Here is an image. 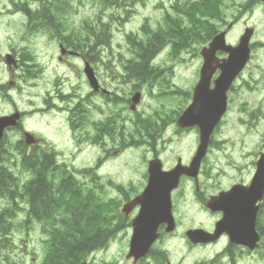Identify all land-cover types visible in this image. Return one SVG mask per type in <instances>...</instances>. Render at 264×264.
Here are the masks:
<instances>
[{
  "label": "rangeland",
  "instance_id": "1",
  "mask_svg": "<svg viewBox=\"0 0 264 264\" xmlns=\"http://www.w3.org/2000/svg\"><path fill=\"white\" fill-rule=\"evenodd\" d=\"M164 1H167L164 3L166 9L160 10V4ZM202 1L144 0L142 4L131 5L128 10L126 6L113 7L97 0H65L66 12L61 18L63 30L60 34L96 43L97 61L103 65L90 66L101 68V77L112 82V89L119 98L115 99L114 108H104L101 97L93 100L100 104V111L105 112L104 122L116 121L117 114L125 122L124 126L116 122L115 126L120 130L116 129L107 138H100L97 146L82 144L73 151L69 137L61 126V106L64 104L60 101L59 90H67L77 84L74 73L81 72V59L67 56L59 60L58 39L55 40L45 29H27V19L19 11L20 6L25 4L34 12L42 5H49L51 0H0V117L10 115L15 110L22 112L23 120L27 121L26 128L40 137L46 148L50 146L57 152L56 162H66L67 169L75 178L80 179L79 171L92 170L96 180L93 186H86L85 191L94 196V205L101 204V215L115 216L126 200L141 191L148 161L158 159L162 169L170 170L178 158L182 165H188L194 154L198 143L197 132H177L176 120L185 109L197 78L198 53L202 45L189 39L184 44L171 36L170 21L181 22L183 27H187L189 16L181 13L182 9L176 12L169 6L175 2L193 6ZM211 1L215 5L211 12L203 8H190L191 11L198 10L193 11V18L200 27L204 23H212L214 31L219 32L234 22L232 32L236 37L248 27L253 30L252 40L264 43V11L256 2ZM156 40L160 44L154 47L157 54L151 64L155 76L153 81L144 88H135L133 83H126L116 70L127 69L138 62V43L146 49L149 42ZM254 52L257 57H264V49H255ZM6 54H12L18 60L16 69L6 66ZM137 93L141 95V100L136 112L132 113L129 100ZM257 100L260 117L257 124L249 128L236 126L232 103V111L212 140L218 146L220 139L227 140L232 135L229 143L234 147H216L209 152L203 168L205 174L200 181L201 190L206 191L210 187L208 178H211V171L222 170L227 164L246 163L243 152L237 148L239 143L256 142L258 149L264 151V89L257 93ZM104 115L98 116L103 119ZM237 133L248 135L242 140ZM15 139L14 134H9L5 138V147L12 150ZM11 166L18 172L26 171L19 167V162H13ZM18 178L23 183L28 176L22 173ZM192 191V186L184 181L172 195L174 211L179 218L178 235L190 227L206 229L209 222L212 227L210 215L194 205ZM1 210L12 218V228L8 235L0 236V264H42L49 240L48 226L44 232L40 223L29 220L25 203L14 208L9 206L6 198L0 197ZM127 240L126 233L118 235L104 251L94 254L95 264H131L125 259ZM154 249L164 252L171 264H207L210 260L214 261L213 264L219 263V259L215 258L219 252L217 247L212 246L207 250L190 248L179 236L162 240ZM88 260L92 263V256ZM158 260V257L155 261L148 257L141 264H159ZM221 264H226L224 258ZM239 264H264V252H258L251 259L242 255Z\"/></svg>",
  "mask_w": 264,
  "mask_h": 264
},
{
  "label": "flooded vegetation",
  "instance_id": "2",
  "mask_svg": "<svg viewBox=\"0 0 264 264\" xmlns=\"http://www.w3.org/2000/svg\"><path fill=\"white\" fill-rule=\"evenodd\" d=\"M246 1L248 3L250 1L256 2V5L261 6L264 11V0ZM213 6L215 7L214 2L209 1L205 7L206 9L209 8V11L211 12V10H213ZM42 24L46 25L45 23ZM233 24L234 22L229 24L226 29H221L219 31L221 34L225 33V45H223L222 41L218 42V46L210 52L211 60L216 64L214 69L215 72H220L218 66L225 63L226 59L228 58V54L223 52L222 48L224 46L236 47L237 44L243 39L245 33L248 31V27H246L241 35L236 37L237 35L232 32ZM252 39L253 34L248 41V58L237 72L235 79L226 92L225 113L218 127L215 129V131H212L209 137L207 153L201 161L199 171L196 174V180L192 177L182 176L179 179L177 187V190H179L184 181L188 182L193 188L192 193L194 197V205H196L201 212L210 215L212 227L210 228L209 222L206 229L202 227L199 228L204 229V231H206L209 235H212L218 221H220L223 217H227L229 226H231V228H228L229 233L232 232V226L239 225L246 233V241L248 243L235 244L230 241L229 236L226 233H221L213 241L208 243L194 244L189 242L184 238V232L187 230L179 235L177 233L179 227V218L178 214L175 213L174 206L172 204L171 213L173 217V226L175 225V229L173 232L169 233L166 229L167 225L160 224L158 226V238L150 243L148 251V256L153 260H155L156 257H158L159 260L162 258V251L154 249L155 247L153 246L157 245L164 239L176 236H179L185 245L190 248H202L207 250L212 246L217 247L219 252L216 254L215 258L219 259L218 264H221L222 258L226 260V264H239V259L242 255L251 259L259 252V250L264 249V170L259 174L256 168V162L261 153H264V151L258 149V144L256 142L253 144L242 142L237 146L238 150L243 152V160L246 161L245 164H227L222 170L211 171V178H208V180H210V187L206 191L201 190L200 187V181L203 177V174H205L203 170L204 164L208 158L209 152L216 147L220 149L234 147V144L229 143V141L232 139V135H230L227 140L220 139V144L218 143V146L215 145V142L212 140L216 134V130H218V128L223 124L224 119L232 111V103H234L233 115L236 126L244 125L249 128L253 124L256 125L260 117L256 104L258 103L257 93L264 89V57H257V54L254 52V50L259 48L264 49V43L253 41ZM79 40L80 39H78V41ZM59 41V48L62 53V56L59 57V60H64L67 56H74L81 58L84 63H89L88 59L90 57L91 59L95 60L93 63L94 66L103 65V63H99L97 61L98 53L96 48L92 46L88 47L87 49L92 51V53L90 55H83L81 52L82 47L79 42L75 45H72L66 43L68 40L64 38H60ZM7 61L17 65V60L12 55L7 59ZM202 65L203 59L200 63V67H202ZM90 71L98 86V91L95 92L92 90L84 70L81 72L75 71L74 77L77 80V84L70 86L67 90H59L60 101L62 104H64V106H61V126L62 130L69 137V143L70 146H72L73 151L79 148L82 144L97 146L99 144L100 138H107L110 136V134L114 133L116 129L117 131L120 130V127L116 128L115 126L116 121L112 123L104 122L105 112L100 111V104L93 100L95 97H101L100 99L104 108H114L115 99L119 98L118 93L112 89V82L103 80L100 74V67L90 68ZM116 71L120 72L121 77L126 83H133L135 88H144L147 84V81L139 83L135 80H130L129 76L131 73L137 75V73L132 70L122 69ZM207 83H209V85H205V89L207 91H210V89L215 87L212 76L210 82ZM195 85L191 89L189 100H187V105L185 108L192 103L195 105L193 99V89ZM243 92L245 93L244 96L242 95ZM10 115L13 116L6 121V127L3 129L2 135L0 137V176L4 174L2 177H0V194L2 198L8 199V202L11 204H28L29 208L26 216L29 220H47L49 221L48 225H52L54 227L53 231L59 232V227L63 225L62 221L65 219L66 215L43 212L41 211V206L46 204H55L56 201L60 199L61 194L66 198L68 193L73 191L75 186L80 188L84 185L82 187L83 189H85V187L88 185L93 186L96 177L92 175L90 170H82L78 172L80 179L75 178L67 169L66 162L63 164H58L56 162V159L58 158L57 152L50 148V146L46 148V144L42 141V139L38 137L32 130H28L26 128L27 121L23 120L24 114L22 112L15 110V112ZM98 115H104L103 119H101ZM117 119L122 126L125 125V122H123L119 115H117ZM177 121L178 120H176L177 132L185 130H194L197 132L196 135L198 143L194 149L195 153L199 145L198 129L196 127L180 128L177 125ZM226 124H228V122H226ZM9 134H14L16 136L14 148L12 150H9L5 147V138ZM236 135L241 136V139L245 140L248 134L237 133ZM150 141H153V139ZM13 162H19V167L26 171L18 172L14 170L11 166ZM162 170L168 171L165 169ZM22 173H26L28 176V179L23 183H21L18 178V176ZM7 178H9V181H14L17 186H10V184L7 182ZM4 183L7 186L2 189V185ZM146 184L147 171L145 184L141 188V191L137 192L134 197L144 190ZM219 195H223L220 203H214L213 209H211V207L208 206V201L211 198L218 197ZM133 198L126 200V203L129 204ZM216 207H220V210H214ZM257 207L258 211L255 218ZM139 210L140 208L136 206V208L132 209L127 215L121 213L119 210V213L115 214V216H109L107 226L100 230V233L104 235L108 232V244L117 233L118 234L115 240L117 239L118 235L125 233L127 234L129 240L132 220ZM71 215L72 214L69 216ZM255 238L257 239L256 246ZM128 240L126 242L125 258L126 260L132 259L133 263L135 264L139 257L134 258L133 256H129L130 251L128 248ZM108 244L105 245L100 251H95L94 254L105 250ZM93 256V262H90V264H95V259ZM166 261L168 260L166 259L164 264ZM206 263L213 264L214 261L210 260ZM50 264H54V262H50ZM104 264L108 263L104 262Z\"/></svg>",
  "mask_w": 264,
  "mask_h": 264
},
{
  "label": "water",
  "instance_id": "3",
  "mask_svg": "<svg viewBox=\"0 0 264 264\" xmlns=\"http://www.w3.org/2000/svg\"><path fill=\"white\" fill-rule=\"evenodd\" d=\"M224 35L222 34L213 40L210 45L212 48L218 46V42L224 45ZM251 32L247 31L240 41L239 51H231L229 47H223L222 51L230 53L229 62L240 60L241 65L248 58V41ZM241 53L240 56H238ZM238 56V57H237ZM235 67L226 71L227 77H232ZM207 83V82H205ZM227 88L221 84L211 91H198L194 96V103L190 104L181 116L178 118L177 125L180 128L196 127L199 131V145L195 151L188 166L181 165L180 160H177L176 165L168 171H163L158 160L149 162L147 174V185L144 190L132 199L129 204H126L122 209L124 214H128L136 206L140 208L137 216L132 221V236L130 240L129 256L134 258L144 256L148 250L150 243L157 239V228L160 224L167 225V231L173 229V218L171 214V193L178 187L179 179L182 176L192 177L196 180L200 163L207 152L209 137L220 122L226 109V93ZM136 103V100H134ZM8 118H0V129L6 127L5 121ZM264 164V160L260 161V165ZM221 196L213 198L208 203L211 207L214 203H220ZM219 211L220 207L214 208ZM170 227V228H169ZM228 228H231L227 217H223L215 227L213 235H209L202 230L188 231L186 233L190 242L207 243L213 241L221 233H226L231 242L235 244H247V235L243 228L239 225L232 226V232L229 233ZM257 239L255 238V242Z\"/></svg>",
  "mask_w": 264,
  "mask_h": 264
},
{
  "label": "trees",
  "instance_id": "4",
  "mask_svg": "<svg viewBox=\"0 0 264 264\" xmlns=\"http://www.w3.org/2000/svg\"><path fill=\"white\" fill-rule=\"evenodd\" d=\"M114 1L124 2L126 0ZM63 5H65L64 0H53L51 6L46 4L42 9H39L37 11L38 15L27 11L26 17L30 23L41 22L46 25L54 24L60 21L64 15V12L60 9V6ZM137 46L138 53L140 54V68L135 77L140 79L141 77H144L143 72L148 71V59L153 56V53L151 52L150 47L144 49L141 47V44H137ZM89 202V199H87V203ZM95 207L96 205L92 204H83L77 207L68 205L66 207L67 211L79 213L73 214L67 217V219L65 218L62 221L65 229L64 234H61L60 232H57L56 234V239L60 240L65 237L66 240L65 245L59 247V251L63 253V264H76L86 253L98 249L105 240L106 237L104 234L99 232L101 230L99 224L103 225L106 223L105 226H107L108 220L98 216L94 221H91L87 215V213L91 212L95 215H100L103 211L102 207L98 206L96 209Z\"/></svg>",
  "mask_w": 264,
  "mask_h": 264
}]
</instances>
